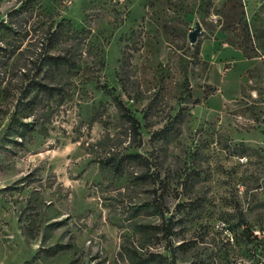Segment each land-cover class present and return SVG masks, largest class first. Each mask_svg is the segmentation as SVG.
<instances>
[{
	"label": "rangeland",
	"instance_id": "1",
	"mask_svg": "<svg viewBox=\"0 0 264 264\" xmlns=\"http://www.w3.org/2000/svg\"><path fill=\"white\" fill-rule=\"evenodd\" d=\"M20 2L0 0V20ZM260 2L41 0L86 38L23 139L5 134L38 51L36 11L21 16L28 33L0 57V264H264V66L240 99L196 106L213 45L259 53Z\"/></svg>",
	"mask_w": 264,
	"mask_h": 264
},
{
	"label": "trees",
	"instance_id": "2",
	"mask_svg": "<svg viewBox=\"0 0 264 264\" xmlns=\"http://www.w3.org/2000/svg\"><path fill=\"white\" fill-rule=\"evenodd\" d=\"M20 5L10 9L6 14V19L0 20V57L6 56L5 52H12L19 47V42L28 33L27 30L22 31V23L25 22L21 17L25 12L37 15V34L38 51L33 60L30 61L28 72L24 73L27 83L21 88L22 97L17 100L15 110L9 117L5 134L12 133L25 138L27 134L34 130L31 121H23L22 119L34 115L39 101L44 97L48 99L57 98L63 95L61 88L51 85L53 80H60L68 73H72L77 65V50L80 41L86 38V30L77 28L73 22L65 17H61L58 21L54 15L41 6V0H20ZM42 18H40V16ZM44 17V18H43ZM75 41L69 46L67 42ZM65 43V46H63ZM57 50V51H55ZM124 56L123 59L124 60ZM33 71V75L30 73ZM49 81L51 84H46ZM119 81L123 83V75L119 74ZM1 84V82H0ZM102 90L112 97L115 108L120 117L129 125V128L136 131L139 126L138 120L130 114L129 109L123 103L121 97L112 94L108 87L102 86ZM7 89L0 85V97L7 96ZM24 98V99H22ZM152 102V101H151ZM150 102V103H151ZM161 135L166 134L165 130H161ZM110 161V159L108 160ZM114 167H118V162L112 160ZM166 233L171 234V225L167 223L165 226Z\"/></svg>",
	"mask_w": 264,
	"mask_h": 264
},
{
	"label": "crops",
	"instance_id": "3",
	"mask_svg": "<svg viewBox=\"0 0 264 264\" xmlns=\"http://www.w3.org/2000/svg\"><path fill=\"white\" fill-rule=\"evenodd\" d=\"M255 8L249 15V23L252 33L261 36L259 43L255 40L259 53H248L250 51L227 42L213 45L209 81L212 90L207 94L200 92L196 106L219 111L225 104L240 99L244 87L252 82L250 70L264 66V2Z\"/></svg>",
	"mask_w": 264,
	"mask_h": 264
},
{
	"label": "water",
	"instance_id": "4",
	"mask_svg": "<svg viewBox=\"0 0 264 264\" xmlns=\"http://www.w3.org/2000/svg\"><path fill=\"white\" fill-rule=\"evenodd\" d=\"M201 31V27L198 23H195V26L193 27V29L190 31L189 33V40L190 42H195L197 39L198 34Z\"/></svg>",
	"mask_w": 264,
	"mask_h": 264
},
{
	"label": "built area",
	"instance_id": "5",
	"mask_svg": "<svg viewBox=\"0 0 264 264\" xmlns=\"http://www.w3.org/2000/svg\"><path fill=\"white\" fill-rule=\"evenodd\" d=\"M218 225L223 228L225 226V222H219Z\"/></svg>",
	"mask_w": 264,
	"mask_h": 264
}]
</instances>
